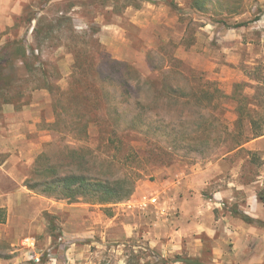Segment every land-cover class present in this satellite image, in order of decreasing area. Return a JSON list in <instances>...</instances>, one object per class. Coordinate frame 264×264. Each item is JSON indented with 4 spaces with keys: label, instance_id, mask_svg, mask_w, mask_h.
Listing matches in <instances>:
<instances>
[{
    "label": "rangeland",
    "instance_id": "obj_1",
    "mask_svg": "<svg viewBox=\"0 0 264 264\" xmlns=\"http://www.w3.org/2000/svg\"><path fill=\"white\" fill-rule=\"evenodd\" d=\"M128 1L29 0L21 6L13 25L0 34V48L6 41H24L46 62L45 70L58 85L65 88L68 77L59 81L55 68L58 65L63 72L71 70L69 61L73 58L67 53L68 46L86 44L89 53L97 57L95 44L81 36L71 42L73 33L98 30L94 39L106 54L111 53L118 61L128 62L146 74L147 51L162 47L164 55L182 60L227 95L235 84H243L239 91L248 97V102L258 96L257 102L252 101L256 105L253 109L259 124L264 126V0H244L242 13L227 18L231 25L247 23L237 29L191 13L190 0H165L177 6L173 24L163 22L140 28L128 14ZM149 1L158 9L164 0ZM145 5L142 3L139 10ZM152 15L159 17L160 13ZM254 18L258 20L253 21ZM139 21L146 23L144 19ZM103 27H108L106 41L119 44L117 50H109V45L100 41ZM15 64L20 66L19 62ZM35 95V100L43 99L42 94ZM224 108V125L232 130L235 104L227 101ZM51 116L49 107L43 121L51 120ZM47 124L41 120L36 133L27 135L25 143L19 144L22 155L20 160L14 159L25 180L45 144L57 141L69 147L78 145L76 132L66 129L63 123L57 133ZM124 130L119 127L117 134L125 136L128 143L131 137L128 139ZM220 132L198 144L178 141V148L169 150L171 158L163 156L160 164L140 166L142 178L133 195L111 206V213L104 207L79 202L73 204L77 205L76 211L69 214L73 219L62 212L50 215L42 210L47 204L39 207L40 203L32 201L42 196L30 191L16 194L8 186L2 201L12 211L8 213L5 207L7 220L0 224V264H183L178 257L196 259L201 264H264V161L245 149L228 154L231 143L221 138ZM32 143L40 146L38 154L34 155ZM132 143L142 146L141 142ZM187 143L192 149L186 147ZM89 146L99 156L104 155L96 131ZM126 163L130 172L129 162ZM1 183L8 184L5 180ZM143 197L157 201L143 206ZM242 215L253 223H246L240 218ZM82 216L84 220L80 219ZM28 237L36 240L31 252L21 246ZM35 257L39 262L34 261Z\"/></svg>",
    "mask_w": 264,
    "mask_h": 264
},
{
    "label": "trees",
    "instance_id": "obj_2",
    "mask_svg": "<svg viewBox=\"0 0 264 264\" xmlns=\"http://www.w3.org/2000/svg\"><path fill=\"white\" fill-rule=\"evenodd\" d=\"M243 1L190 0L188 10L225 28L237 29L247 23L231 25L227 18L242 13ZM146 2L150 1L130 0L127 6L139 10ZM169 6L172 11L177 9L174 3L169 2ZM97 33L98 30L92 29L90 34L70 36L71 42L79 36L87 37L95 44L97 57L89 53L86 44H73L68 48L65 45L73 58L65 88L58 85L45 70L46 62L24 41H6L0 48V109L10 105L22 110L30 105L34 92L45 91L50 96L51 131L59 132L63 123L66 129L76 132L74 139L78 145L74 147L57 141L45 144L25 181L28 191L68 204L98 205L111 213V206L133 195L136 183L142 178L140 166L162 163L163 156L171 155L169 150L178 148V141L198 144L221 131V138L231 143L227 151L230 154L244 150L246 143L264 136V126L259 124L253 109L256 105L252 101L257 102L258 96L254 95L251 103L248 102V97L239 91L243 84H235L233 92L227 95L182 60L164 55L162 47L147 51L148 73L140 72L132 64L106 54L94 39ZM55 69L61 81L58 67ZM227 101L235 104L236 120L232 130L224 125ZM122 126L128 139L131 137L128 143L125 136L117 134ZM95 131L105 149L104 155L99 156L89 146ZM132 141L141 142L142 146ZM123 151L128 153L123 154ZM240 218L253 223L244 215ZM6 220L7 212L0 208V224ZM177 260L183 264H201L191 258L178 257Z\"/></svg>",
    "mask_w": 264,
    "mask_h": 264
},
{
    "label": "crops",
    "instance_id": "obj_3",
    "mask_svg": "<svg viewBox=\"0 0 264 264\" xmlns=\"http://www.w3.org/2000/svg\"><path fill=\"white\" fill-rule=\"evenodd\" d=\"M29 0H0V34L5 30L6 28L13 25L15 16L20 15L22 5ZM159 1V0H158ZM173 2V0H172ZM177 2V0H176ZM175 4V3H174ZM160 8L156 9V6L147 3L141 10H134L131 7L128 8V14L133 16V23L137 24L140 28H147L148 26H158L162 24L163 22H170L174 23L177 20L176 16H173V11L169 6V3L164 0L162 4L159 6ZM160 13L159 17L153 16L152 13ZM152 15V16H151ZM148 16V17H147ZM138 19V21H137ZM139 19H144L146 23H142L139 21ZM105 30H108V27H103L99 39L102 42L103 45L106 47L109 45V50H117L119 44H113L108 43L106 41V35ZM104 32V33H103ZM109 56L113 59L118 57L113 56L111 53H109ZM71 56H67V58H70ZM70 66L72 65V60L69 61ZM58 67V65H57ZM60 75L62 77V80L64 77H68L71 73V70L68 72L61 71L58 67ZM35 94H42V100H35L34 96H38ZM50 107V96L45 91H38L34 92L32 94V101L30 105L23 107L22 110H15L13 106L6 105L1 111H0V208L7 207L8 213L12 211V208L8 205H4L3 203V197L8 194L6 192L7 187L9 186V190H13L12 192L16 194H22L25 192V194H28V190L23 185L25 184L24 180L25 177L21 176L16 165L18 163H15V157L20 160V156L22 155V152L20 151L19 144H24L26 141V136L29 134H35L36 133V126L40 124L41 120L45 124L50 125V121L53 120V117L51 116V120H44V115L48 112V109ZM51 115L52 110L50 107ZM28 114V117H25L24 115ZM52 123V121H51ZM47 124V125H48ZM5 127L9 128L6 129ZM33 144V143H32ZM29 146V145H28ZM34 150V155L39 153L40 146L39 145H32ZM243 148L249 152L256 153L261 156V160L264 161V136L253 139L246 143ZM31 151V152H32ZM24 153V152H23ZM18 160V161H19ZM18 176H21L18 178ZM1 180H5L8 182V184H2ZM26 181V180H25ZM10 192V193H12ZM33 202L40 203L39 207H42L43 205L47 204L45 207H42V210L47 211V214H57L58 212L70 214V212L76 211L74 208H76L77 205L73 204H62L60 201L59 203L54 202L49 199H45L42 197H34L32 198ZM38 207V208H39ZM82 210H84V206L80 207ZM79 214V213H78ZM85 212H82L81 215H84ZM10 217V215H8ZM74 216L69 215L70 219H73ZM81 220H84V216L80 217ZM87 221L92 223L90 219L87 218ZM19 239V237H18ZM16 237V241L19 242V240ZM26 239H32L35 241L34 238H26ZM25 248V247H24ZM28 250V249H27ZM32 249H29L28 252H31Z\"/></svg>",
    "mask_w": 264,
    "mask_h": 264
},
{
    "label": "built area",
    "instance_id": "obj_4",
    "mask_svg": "<svg viewBox=\"0 0 264 264\" xmlns=\"http://www.w3.org/2000/svg\"><path fill=\"white\" fill-rule=\"evenodd\" d=\"M156 201H157L156 198H149V199H147L146 197H143V199H142V205H143V206H146L147 202H148L149 204H155ZM21 246H22V247H25V248L28 249V250H29V249H32V251H33V250H34V247H35V241L32 240V239H24V240L22 241V243H21ZM33 254H35V253L33 252ZM33 258H34V257H33ZM34 261H35V262H39V258H38V257H35Z\"/></svg>",
    "mask_w": 264,
    "mask_h": 264
}]
</instances>
